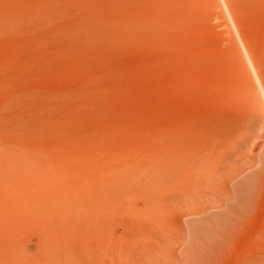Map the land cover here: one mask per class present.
I'll return each mask as SVG.
<instances>
[{"label": "rangeland", "instance_id": "1", "mask_svg": "<svg viewBox=\"0 0 264 264\" xmlns=\"http://www.w3.org/2000/svg\"><path fill=\"white\" fill-rule=\"evenodd\" d=\"M264 0H0V264H264Z\"/></svg>", "mask_w": 264, "mask_h": 264}, {"label": "bare ground", "instance_id": "2", "mask_svg": "<svg viewBox=\"0 0 264 264\" xmlns=\"http://www.w3.org/2000/svg\"><path fill=\"white\" fill-rule=\"evenodd\" d=\"M250 64H251L252 69H253V71H254V73H255V75H256V78H257V81H258L259 87H260L261 92H262L263 97H264V86H263L261 80L259 79V77H258V75H257V73H256V70H255V68H254V65H253L251 59H250Z\"/></svg>", "mask_w": 264, "mask_h": 264}]
</instances>
